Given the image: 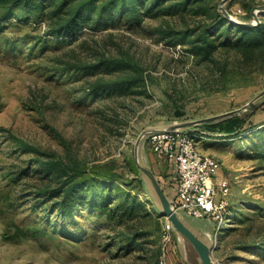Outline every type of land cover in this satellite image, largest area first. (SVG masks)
Masks as SVG:
<instances>
[{"label":"rangeland","instance_id":"1","mask_svg":"<svg viewBox=\"0 0 264 264\" xmlns=\"http://www.w3.org/2000/svg\"><path fill=\"white\" fill-rule=\"evenodd\" d=\"M15 1L0 0V264H203L178 230L165 241L167 218L146 174L140 171L146 190L135 189L144 207L132 215L117 211L116 202L108 210L77 202L73 217L60 216L56 198L38 196L52 177L36 159L110 164L129 182L134 174L126 167L144 130L225 113L264 90V72L211 75L213 63L176 39L178 31L210 23L221 0H126L111 9L113 22L110 10L99 22L86 14L72 37L50 33L67 18L69 3L41 10ZM261 4L232 0L225 7L235 20L251 22L250 8ZM225 58L237 61L233 51L217 61ZM132 78L138 80L126 86ZM249 120L235 137L196 131L199 151L220 162L219 177L230 184L225 225L180 214L212 264H264V107ZM146 147L145 140L141 162L172 205L173 170L154 171Z\"/></svg>","mask_w":264,"mask_h":264},{"label":"trees","instance_id":"2","mask_svg":"<svg viewBox=\"0 0 264 264\" xmlns=\"http://www.w3.org/2000/svg\"><path fill=\"white\" fill-rule=\"evenodd\" d=\"M15 2V4H26L23 6L37 2L36 7L41 10L46 4L61 7L69 3L67 18L57 22L50 30L52 35H64L66 37L74 36L77 30L83 27L80 21L86 14L96 13L99 22L103 19V14L110 10L112 16L110 21L113 22L114 14L111 9L115 8L118 11L121 5L126 4V0H107L101 6L96 5V0H16ZM251 9L252 7L249 10V17L251 16ZM11 12L12 8L2 15L1 20L10 16ZM213 14L210 23L178 31L176 39L181 43L189 44L190 47L186 49L187 52L199 61L213 63V67L210 69L211 75H219L222 78L231 72L239 74L264 72V20L257 26H246L231 22L219 10H215ZM230 51L235 53L237 61L231 62L228 58H225L223 62L217 61L219 54ZM141 78L143 82L145 78ZM137 80L138 78H132L128 80L132 83H125V85L134 84ZM120 86L121 82L117 88ZM107 88L114 89L116 87L109 86ZM261 107H264V104ZM256 111L250 110L249 114H237L219 122L200 125L189 130V132L196 134L198 129H206L223 133L228 137H235L246 130L250 122L249 116ZM25 150L34 152V148L29 145L26 146ZM36 160L52 177L43 187L42 193H38V196L50 193L51 199L56 198V208L60 216L73 217L75 215L73 207L77 202L88 203V206L97 210H108L110 205L116 202L115 209L127 215H132L138 208L144 207L135 189L144 191L146 188L140 178V170L133 161H129L126 167L128 172L134 174V177L128 182L124 175L110 164L80 168L70 161L65 163L61 160L46 162L42 159ZM173 168L175 169V167ZM55 179H57L56 187L52 189L51 184L53 183L51 182ZM131 182H136L137 185L130 188ZM171 186H173L175 198L177 186L172 184Z\"/></svg>","mask_w":264,"mask_h":264},{"label":"built area","instance_id":"3","mask_svg":"<svg viewBox=\"0 0 264 264\" xmlns=\"http://www.w3.org/2000/svg\"><path fill=\"white\" fill-rule=\"evenodd\" d=\"M146 141L154 155L175 166L178 182L173 210L194 219H210L219 227L225 225L229 218L230 184L218 175L220 162L199 151L197 135L161 131L150 134ZM173 229L167 219L165 241H170Z\"/></svg>","mask_w":264,"mask_h":264},{"label":"water","instance_id":"4","mask_svg":"<svg viewBox=\"0 0 264 264\" xmlns=\"http://www.w3.org/2000/svg\"><path fill=\"white\" fill-rule=\"evenodd\" d=\"M230 1H232V0H221L219 2V5H218L219 10L228 20H230L233 23H236L239 25H246V26H257L261 23V20L259 18V14L264 13V4L255 5L252 7L250 14H251L253 21H251V22H245L244 21L243 22V21L235 20L231 16L229 11L226 9L225 6ZM263 104H264V90H262L257 96H255L253 99H251L250 101L245 103L243 106H241L237 109L225 112V113L213 115L210 117L200 118V119L178 122V123H175V124H173L169 127H166V128L146 129L139 135V137L135 143V148H134L135 166L142 173L146 174L149 177V179L152 183V186H153L158 198L160 199V201L162 203L164 214H165L166 218L169 220V222L171 223L172 227L175 230H178L181 234H183V236H185V238L190 243H192L193 245H195L199 249V251L203 255V264H212L211 258H210L209 248L202 241H200V239L198 237H196L185 226V224L182 221V217L180 215L182 213L176 212L173 210V208H172L171 204L169 203L165 193L163 192L161 186L159 185V182L155 178L152 170L149 167L142 164L141 158H140L141 145L145 140H147V138L150 134H153L155 132L165 131V132H174L175 133V132L189 131V130H192V129L200 126V125L215 123V122H219V121L231 118V117H233L237 114H240L241 112L246 111V110L255 111V110L259 109ZM182 215L185 216L184 214H182ZM185 217H187V216H185ZM188 218H191V217H188ZM191 219H194V218H191Z\"/></svg>","mask_w":264,"mask_h":264},{"label":"crops","instance_id":"5","mask_svg":"<svg viewBox=\"0 0 264 264\" xmlns=\"http://www.w3.org/2000/svg\"><path fill=\"white\" fill-rule=\"evenodd\" d=\"M146 149H147V154H146L145 157L148 158V159H150L151 168L154 171H156L158 173L161 172L162 173V176H163V175H165L167 173H170L171 170H173V172L171 173V175H168L169 177H167V178H168V180H172V179L175 178L174 179L175 180L174 183H171V184L172 185H175V187H176L177 186V182H178V177H177L176 170L173 168V167H175L174 164L172 162L165 161L164 159L158 158L156 155H154L151 152V150H150L149 147H146ZM161 162L164 163V164H166L169 167V169L167 170V172H165V169L163 167L164 165L161 164Z\"/></svg>","mask_w":264,"mask_h":264}]
</instances>
